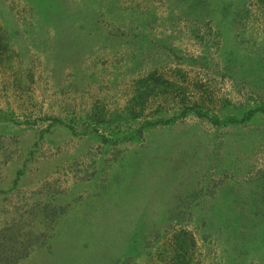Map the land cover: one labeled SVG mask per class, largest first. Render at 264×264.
<instances>
[{"label": "rangeland", "instance_id": "obj_1", "mask_svg": "<svg viewBox=\"0 0 264 264\" xmlns=\"http://www.w3.org/2000/svg\"><path fill=\"white\" fill-rule=\"evenodd\" d=\"M0 264H264V0H0Z\"/></svg>", "mask_w": 264, "mask_h": 264}]
</instances>
